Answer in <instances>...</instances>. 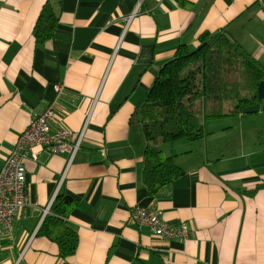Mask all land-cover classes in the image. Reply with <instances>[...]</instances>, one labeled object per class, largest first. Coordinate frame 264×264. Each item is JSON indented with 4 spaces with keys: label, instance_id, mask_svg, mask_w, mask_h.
Listing matches in <instances>:
<instances>
[{
    "label": "crops",
    "instance_id": "1",
    "mask_svg": "<svg viewBox=\"0 0 264 264\" xmlns=\"http://www.w3.org/2000/svg\"><path fill=\"white\" fill-rule=\"evenodd\" d=\"M47 1L0 0V171L33 113L53 105L52 126L71 131L90 119L68 171V155L48 149L25 161L30 205L10 231L0 225V264H264V112L205 123L196 142L162 144L184 175L155 196L143 183L145 136L132 122L161 69L203 33L226 34L264 67V0H60L54 38L36 46ZM59 196L77 203L63 218L79 237L67 259L38 235ZM136 208L186 224L187 237L138 226Z\"/></svg>",
    "mask_w": 264,
    "mask_h": 264
},
{
    "label": "trees",
    "instance_id": "2",
    "mask_svg": "<svg viewBox=\"0 0 264 264\" xmlns=\"http://www.w3.org/2000/svg\"><path fill=\"white\" fill-rule=\"evenodd\" d=\"M60 0H48L34 27L36 46L52 40L61 14ZM264 67L224 33H203L196 47L180 46L156 76L144 105L132 122L141 124L146 143L143 183L155 196L184 175L173 157H165L162 144L196 142L205 137V123L247 117V107L259 104L257 89ZM76 200L59 196L38 233L56 243L59 256L76 254L78 233L66 218Z\"/></svg>",
    "mask_w": 264,
    "mask_h": 264
},
{
    "label": "built area",
    "instance_id": "3",
    "mask_svg": "<svg viewBox=\"0 0 264 264\" xmlns=\"http://www.w3.org/2000/svg\"><path fill=\"white\" fill-rule=\"evenodd\" d=\"M138 10L139 7L125 19V31L129 29ZM54 89L56 100H58L64 87L57 84ZM54 117L53 105H50L41 113H33L27 130L20 136L15 148L0 171V225L6 231L11 230L15 219L30 205L25 161L27 159L37 160L40 151L48 149L55 155H68L66 166V171H68L76 155L81 150L90 117L84 127L78 131L54 128L52 126ZM132 220L140 227L151 228L164 238L185 239L188 235L189 228L186 224L179 228L170 227L159 214L142 208H136L133 211Z\"/></svg>",
    "mask_w": 264,
    "mask_h": 264
},
{
    "label": "water",
    "instance_id": "4",
    "mask_svg": "<svg viewBox=\"0 0 264 264\" xmlns=\"http://www.w3.org/2000/svg\"><path fill=\"white\" fill-rule=\"evenodd\" d=\"M257 93L259 104L247 107L246 109H244L243 114L252 115L259 113L260 111L264 112V81L259 84Z\"/></svg>",
    "mask_w": 264,
    "mask_h": 264
},
{
    "label": "rangeland",
    "instance_id": "5",
    "mask_svg": "<svg viewBox=\"0 0 264 264\" xmlns=\"http://www.w3.org/2000/svg\"><path fill=\"white\" fill-rule=\"evenodd\" d=\"M180 141H185V140H180ZM175 143H176V142H175ZM175 143H174V144H175ZM166 145H171V144H166Z\"/></svg>",
    "mask_w": 264,
    "mask_h": 264
}]
</instances>
